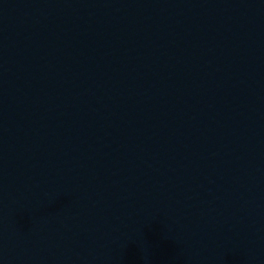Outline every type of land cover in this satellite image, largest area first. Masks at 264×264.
<instances>
[{"label":"water","instance_id":"95a60500","mask_svg":"<svg viewBox=\"0 0 264 264\" xmlns=\"http://www.w3.org/2000/svg\"><path fill=\"white\" fill-rule=\"evenodd\" d=\"M0 264H264V0H0Z\"/></svg>","mask_w":264,"mask_h":264}]
</instances>
